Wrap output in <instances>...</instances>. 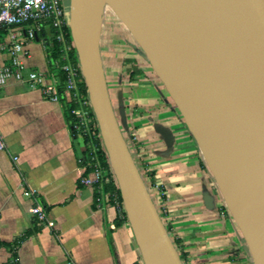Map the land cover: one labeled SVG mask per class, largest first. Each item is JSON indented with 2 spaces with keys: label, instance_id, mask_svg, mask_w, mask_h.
Listing matches in <instances>:
<instances>
[{
  "label": "water",
  "instance_id": "water-1",
  "mask_svg": "<svg viewBox=\"0 0 264 264\" xmlns=\"http://www.w3.org/2000/svg\"><path fill=\"white\" fill-rule=\"evenodd\" d=\"M105 7L175 103L252 264H264V0H68L70 38L142 263L183 264L111 103Z\"/></svg>",
  "mask_w": 264,
  "mask_h": 264
},
{
  "label": "crops",
  "instance_id": "crops-1",
  "mask_svg": "<svg viewBox=\"0 0 264 264\" xmlns=\"http://www.w3.org/2000/svg\"><path fill=\"white\" fill-rule=\"evenodd\" d=\"M43 30L24 44L25 76L30 69L50 73ZM6 37L0 28V41ZM8 57L0 52L2 62ZM174 122L125 135L155 173L163 213L187 264H252L193 137ZM0 137V264L14 255L18 264H143L128 222L115 223L113 201L96 200L94 187L80 183L83 139L72 133L59 101L10 79L0 87ZM27 189L36 191L48 225L30 217Z\"/></svg>",
  "mask_w": 264,
  "mask_h": 264
},
{
  "label": "built area",
  "instance_id": "built-area-1",
  "mask_svg": "<svg viewBox=\"0 0 264 264\" xmlns=\"http://www.w3.org/2000/svg\"><path fill=\"white\" fill-rule=\"evenodd\" d=\"M45 24L51 27L52 39L60 48V57L55 65L64 74L62 83L64 95L75 104L72 110L75 117L72 129L77 137L88 139V147L92 153L88 164L90 170L83 173L80 183L87 187L101 188L103 183L110 181L111 176L106 175L97 156L101 146L94 143V139L100 138L98 125L92 114L89 99L81 95L79 83L82 75L78 63L71 57L75 49L66 36L65 29L68 27L66 11L59 0H0V27L7 28L6 40L0 41V52L6 51L9 55L7 62L0 60V87L10 79L24 81L28 87L38 88L44 98L54 102L59 101L60 93L56 76L51 72L47 74L35 69H30L25 76V66L21 60L27 54L24 44L33 41ZM3 149L5 143L0 137V150ZM16 159L17 157L14 156L13 160ZM154 189L158 207L163 211L164 192L157 183ZM23 194L33 201L29 209L30 217L37 223L48 225L46 212L37 201L36 191L27 189ZM108 196L109 194H106L107 198ZM110 198L120 211L117 197L114 195ZM6 264H18L17 257L13 256Z\"/></svg>",
  "mask_w": 264,
  "mask_h": 264
},
{
  "label": "rangeland",
  "instance_id": "rangeland-1",
  "mask_svg": "<svg viewBox=\"0 0 264 264\" xmlns=\"http://www.w3.org/2000/svg\"><path fill=\"white\" fill-rule=\"evenodd\" d=\"M61 5L66 11L68 0H61ZM45 31L51 39L53 32L49 24H45ZM100 50L109 94L124 135L147 125H152L153 129L157 128L155 125L163 127L165 124L161 122L172 119L175 125L180 123L175 130L188 131L175 103L146 63L135 38L109 7L103 11ZM155 203L158 206L157 198Z\"/></svg>",
  "mask_w": 264,
  "mask_h": 264
},
{
  "label": "trees",
  "instance_id": "trees-1",
  "mask_svg": "<svg viewBox=\"0 0 264 264\" xmlns=\"http://www.w3.org/2000/svg\"><path fill=\"white\" fill-rule=\"evenodd\" d=\"M59 1L61 2V0H59ZM0 28L4 29L5 32L7 31V28L4 26H1ZM65 30H66V36H67L68 40L70 42H72V40L70 38L69 28L66 27ZM42 32H44V30H42L40 33H42ZM45 51H46V56L48 59L49 71L56 76L57 81H58V91L60 93L59 102L61 103V106H62L64 118L67 121V123L69 124V126L72 130V133H74L72 126L75 123V117L72 113V110L74 109L75 104L71 99H69L67 96L64 95L63 86H62L64 74L55 65L56 60H58L60 57V48H59L58 44L55 41H53L52 38L46 39ZM140 51H141V49H140ZM71 57H73V60H75L77 62V58H76L77 56H76L75 50L73 51V54L71 55ZM144 59H145L146 63L149 65L146 57H144ZM105 76H106V73H105ZM106 81H107V78H106ZM79 85H80V89H81V95L88 98V94H87V90H86V86H85L83 78H82L81 82L79 83ZM107 87H108V84H107ZM111 103H112V106L114 109V103L112 102V99H111ZM114 112H115V109H114ZM92 114H93V112H92ZM120 128H121V126H120ZM121 131L123 134L122 128H121ZM123 137L127 143L128 149H129V151L133 157V160H134L135 164L137 165V167L139 168V171H140V173L144 179V182L147 185L150 196H151L152 200L155 202V198H156L155 197L156 196V194H155L156 190L154 189V186L156 185V181L154 179L155 173L153 170L149 169L146 166V162L143 159V154L140 153L139 147H137L134 144V140L128 139L126 137V135H124V134H123ZM100 141H101L100 138L94 139L95 145H97V146L101 145L99 151L97 152V156H98L103 168L105 169L106 175L111 176V177H110V181L107 183H103L101 188L94 187L95 197H96V200H99L103 195H106V194H109L108 199H110V200H112L110 197H112L114 195L117 197V200L119 202L120 211H119V214H117V216L115 217V223L118 225V224H120V222H128V221H127L124 209H123V205H122L119 189L117 186V182H116V180L112 174L111 168H110L108 160H107L106 152H105L102 144H100ZM83 144H84V148H83V152H82V154H83L82 165L85 166L84 173H87L90 170V167L88 164L90 162V157H91L92 153H91L90 148L88 147V139L87 138H83ZM163 198H164V195H163ZM156 207H157L158 212L160 214V217H161V219H162V221H163V223H164V225H165V227H166V229H167V231L171 237V240H172L176 250L179 253V257H180L182 263L187 264V256H186V253L182 249V245H181L179 239L175 235L172 234L171 229L167 224L166 217H165L163 211L161 210V208L158 207L157 205H156ZM14 257H15V255H14Z\"/></svg>",
  "mask_w": 264,
  "mask_h": 264
}]
</instances>
